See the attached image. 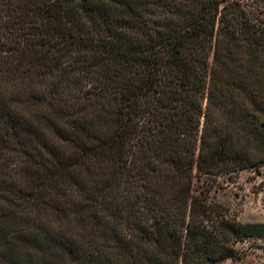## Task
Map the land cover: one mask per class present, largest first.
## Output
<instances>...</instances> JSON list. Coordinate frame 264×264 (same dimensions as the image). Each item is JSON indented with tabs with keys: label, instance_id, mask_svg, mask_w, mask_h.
I'll return each instance as SVG.
<instances>
[{
	"label": "trees",
	"instance_id": "trees-1",
	"mask_svg": "<svg viewBox=\"0 0 264 264\" xmlns=\"http://www.w3.org/2000/svg\"><path fill=\"white\" fill-rule=\"evenodd\" d=\"M11 144L0 264L237 257L264 224L209 194L264 168V0H0Z\"/></svg>",
	"mask_w": 264,
	"mask_h": 264
},
{
	"label": "rangeland",
	"instance_id": "rangeland-1",
	"mask_svg": "<svg viewBox=\"0 0 264 264\" xmlns=\"http://www.w3.org/2000/svg\"><path fill=\"white\" fill-rule=\"evenodd\" d=\"M260 16H263L261 13ZM93 109L99 111V106L92 103ZM24 151H29V143L25 144ZM9 159V166L14 167L18 158L23 154L14 145L1 152ZM196 184L200 191L202 183ZM209 200L223 206L231 217L244 224H264V168L246 169L239 173L235 182L224 176L219 178L209 194ZM25 207L22 213L32 211ZM36 211L34 210V213ZM237 257L228 259L220 264H264V237L248 238L236 246Z\"/></svg>",
	"mask_w": 264,
	"mask_h": 264
}]
</instances>
